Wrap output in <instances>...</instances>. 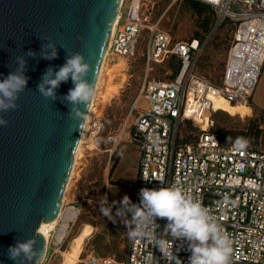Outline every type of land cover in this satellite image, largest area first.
Here are the masks:
<instances>
[{"label": "built area", "instance_id": "1", "mask_svg": "<svg viewBox=\"0 0 264 264\" xmlns=\"http://www.w3.org/2000/svg\"><path fill=\"white\" fill-rule=\"evenodd\" d=\"M145 0H122L115 29L111 34L103 61L115 55L126 59L136 56L142 32L149 33L143 56L146 74L132 112L131 141L139 152V167L133 203H139L141 188L180 186L187 194L199 196L223 229L233 240L231 264H264V148L247 144H225L214 124L215 99L233 104H248L264 67V0H199L214 8L215 30L230 23L232 36L226 67L219 83L201 73L199 63L207 47L205 40H174L160 27L161 19L153 20ZM183 0H174V2ZM176 58L180 61L177 76L163 81L148 79L154 65ZM103 64V62H102ZM96 97V96H95ZM145 98L148 103L141 105ZM93 99V98H92ZM93 101V100H92ZM92 104V102H91ZM87 131L99 134L100 117L93 108ZM90 109V108H89ZM199 112L207 113V123L197 120ZM191 123L199 128L192 140L181 141L180 129ZM186 124V125H185ZM125 129L110 132L105 142L112 154L122 141ZM147 179V180H145ZM73 206L62 203L55 225L49 229L47 252L58 253L75 219L64 212ZM156 236L172 243L162 231L166 220L159 219ZM67 224L66 229L64 225ZM179 241L173 244V251ZM158 264H167L158 249L148 240L130 239L127 234L126 257L88 254L80 264H147L149 256ZM187 264L190 252L177 253Z\"/></svg>", "mask_w": 264, "mask_h": 264}, {"label": "water", "instance_id": "2", "mask_svg": "<svg viewBox=\"0 0 264 264\" xmlns=\"http://www.w3.org/2000/svg\"><path fill=\"white\" fill-rule=\"evenodd\" d=\"M121 4L122 0H0V80L17 69V57L26 61L24 74L29 78L18 109L0 113L8 121L0 125V264H13L9 246L33 236L43 262L47 239L39 227L60 213L92 102L80 105L81 118H73L65 98L74 87L71 78L47 99L37 85L49 68L54 76L69 55L79 52L92 66L86 79L96 88ZM53 49L55 58H42V52ZM29 50L35 56L28 55Z\"/></svg>", "mask_w": 264, "mask_h": 264}, {"label": "rangeland", "instance_id": "3", "mask_svg": "<svg viewBox=\"0 0 264 264\" xmlns=\"http://www.w3.org/2000/svg\"><path fill=\"white\" fill-rule=\"evenodd\" d=\"M144 2V7H148L155 18L161 19L160 27L168 31L174 40H188L197 33L204 37L208 33L203 29L205 20H210V31L215 26L211 12L199 14L187 4L179 2L172 4V0ZM230 28V24H227L216 30L201 58V73L216 83L221 81L226 67L232 35ZM148 42L149 33L144 31L138 40L136 56L126 59L111 55L103 61L93 108L94 115L100 117L102 121V128L99 134L85 133L73 174L70 173L68 187L65 190V205H74L79 214L68 228V236L62 249L56 254L49 252L47 259L41 264H61L71 249L74 238L86 226L91 228V234L85 238L83 251L76 264H80V260L88 254L115 256L119 259L126 257L128 230L123 220L117 218L114 223L101 213L100 198L107 195L108 202L112 203L114 200H121L125 194L132 193L138 169V152L131 141L132 125L136 115L135 111L132 112V107L139 96L146 74L143 53ZM171 67L173 64L168 61L154 65L148 79L168 81L174 78V74L171 75ZM147 103L145 98L140 102L141 105ZM246 105L248 107L243 109L223 98L215 99L214 107L219 110L213 114L212 129L221 134L224 142L237 141L238 138L247 140L249 137L254 138L256 142L255 135L258 134L259 140L256 145L264 148V111L256 108L253 95ZM207 118V113L197 114V120L204 125ZM123 128L124 137L111 154L105 136ZM198 131L199 128L187 123V127L180 129L181 141H184V137L186 140H192L194 133ZM116 159L118 163L110 173ZM112 183L117 186H111Z\"/></svg>", "mask_w": 264, "mask_h": 264}, {"label": "clouds", "instance_id": "4", "mask_svg": "<svg viewBox=\"0 0 264 264\" xmlns=\"http://www.w3.org/2000/svg\"><path fill=\"white\" fill-rule=\"evenodd\" d=\"M49 47L52 45L49 44ZM28 55L35 56V53L29 50ZM55 57L54 49L50 53L42 52L44 59ZM17 65L15 71L0 80V113L17 110V100L27 88L29 78L24 74L26 61L23 57H17ZM90 71L92 66L85 61V57L79 52L72 53L66 58L65 64L55 71L54 76L51 68L44 73L37 90L46 99L54 97L55 89L61 82H67L71 78L74 87L69 89L65 98L72 105L69 115L79 119L82 116L79 106H88L95 95V84L86 79ZM50 76L53 78H49ZM7 124L8 121L0 115V125ZM247 144L248 141L244 138L236 141L237 149H244ZM160 185L159 188H141L138 204L133 203L127 194L112 203L108 202L107 195L102 196L101 213L114 223L117 218L123 220L130 239L152 242L167 264H184L177 253L185 245L190 252L187 264H231L233 240L203 204L202 198L187 194L177 185L164 187L161 182ZM159 219L166 220L162 232L172 238V243L157 238ZM177 241L179 244L173 251V244ZM37 244L35 236L25 241L18 240L15 245L9 246L8 258L13 264H40L41 252L37 249ZM147 264H158V261L150 255Z\"/></svg>", "mask_w": 264, "mask_h": 264}, {"label": "bare ground", "instance_id": "5", "mask_svg": "<svg viewBox=\"0 0 264 264\" xmlns=\"http://www.w3.org/2000/svg\"><path fill=\"white\" fill-rule=\"evenodd\" d=\"M116 23H117V20H116V22L114 24L112 33H113L114 29H115ZM102 70H101V73H102ZM101 73H99L100 76L98 77V81H97V84H96L95 95H94V97L92 99L93 101L95 99L96 92H97V89H98V86H99ZM93 101H92V104L90 105V109H89V112H88L86 120H85V125H84L83 132H82V135H81V138H80V142H79V145H78L76 153H75V159H74L75 162L73 163L71 175L73 174V171H74V168H75V163L77 161V157H78L79 151H80L82 143L84 141V136H85L86 129H87V122H88V120L90 118V111L92 110ZM234 105L236 107H238V108H243V109L248 107V105H246V104H234ZM67 187H68V183H67L66 189H67ZM64 199H65V193H64V196H63V202H64ZM64 214H65L66 218H68V219H75L76 217H78L79 210L77 208L71 207L69 210H66L64 212ZM57 218H55L53 221H50V222H42L40 227H39V230L45 236H47L49 229L52 228L55 225V223L57 222ZM66 227H67V224L64 225V229H66ZM90 229L87 226L84 227V229L81 231V233L74 238V241H73V244L71 246V249H69L66 257L63 258V261L61 262V264H76L77 263L78 257L83 251V242H84L85 238L88 237L91 234V230Z\"/></svg>", "mask_w": 264, "mask_h": 264}, {"label": "crops", "instance_id": "6", "mask_svg": "<svg viewBox=\"0 0 264 264\" xmlns=\"http://www.w3.org/2000/svg\"><path fill=\"white\" fill-rule=\"evenodd\" d=\"M197 2H199L198 4L202 7V12L200 13L199 11H197L199 14H203V13H205V12H211V13H213V16H214V22H215V20H216V12H215V10H214V8L213 7H211L210 5H208V4H206V3H203V2H201V1H199V0H196ZM179 3H184V4H187L186 2H185V0H183V1H178ZM178 2H174V0H172V4H174V3H178ZM188 6H189V4H187ZM192 9H193V7H191ZM194 10V9H193ZM196 11V10H195ZM151 18L153 19V20H157V19H160V18H155L154 16H153V13H152V15H151ZM227 24H230V23H227ZM227 24H225V25H227ZM224 26V25H223ZM223 26H221V27H223ZM230 29H232V25L230 24ZM220 28V27H219ZM218 28V29H219ZM217 30V29H216ZM216 30H215V26H214V28H212L211 29V31H210V28H209V30L207 31L208 33L202 38V37H199V38H196V37H194L193 36V38H190V39H188V40H191V39H197V40H205L207 37H209V41H210V39L213 37V34H215V32H216ZM232 32V31H231ZM198 34V33H197ZM232 36V35H231ZM208 41V42H209ZM231 41V40H230ZM229 46H230V43H229ZM228 50H229V48H228ZM228 54V53H227ZM178 59H176V58H172L171 60H169L168 62L169 63H172L173 64V67H171V69H172V72H171V75H173V74H175L174 75V78L177 76V74H178V72H179V69H180V66H179V63H178V65H177V62L179 61H177ZM201 64H202V59L200 60V63H199V69H200V71H201ZM173 79V78H172ZM171 80V79H170ZM253 103H254V105L256 106V108L257 109H259V110H262V111H264V67H263V70H262V74H261V76H260V79H259V82H258V85H257V87H256V89H255V91H254V94H253ZM219 109H217L215 112H217ZM215 112H213V114L215 113ZM189 123V122H188ZM191 126H192V124L191 123H189ZM186 125V124H185ZM193 127V126H192ZM216 131V130H215ZM218 132V131H217ZM218 134H219V136H220V139H221V141L223 142V143H225V144H236V141H233V142H224L223 141V139H222V137H221V134L218 132ZM247 141H248V144H254V145H256V142L254 141V138H252V137H249L248 139H247ZM133 143V142H132ZM134 144V143H133ZM135 145V144H134ZM256 146H258V145H256ZM135 147H136V145H135ZM259 147H261V146H259ZM136 150H137V147H136ZM137 152H138V150H137ZM125 162V161H124ZM123 162V163H124ZM138 167H139V152H138ZM137 174H138V169H137V172H136V177H135V179H134V183H133V189H132V193L131 194H129L128 196L130 197V199H131V201H133V199H134V195H135V184H136V179H137ZM111 186H117V184H110ZM129 186H130V180H129Z\"/></svg>", "mask_w": 264, "mask_h": 264}, {"label": "trees", "instance_id": "7", "mask_svg": "<svg viewBox=\"0 0 264 264\" xmlns=\"http://www.w3.org/2000/svg\"><path fill=\"white\" fill-rule=\"evenodd\" d=\"M185 2L187 4H189L190 7H193L194 10L199 11L200 13L202 12V10H201L202 7L198 4L199 2H197L196 0H185ZM209 28H210V20H205L204 21V25H203V29L205 31H208ZM194 37H196V38L202 37L203 38V36H201L199 34H195ZM178 63H179V66H180V61L177 62V65H178ZM255 139H256V144H258V140H259V135L258 134L255 135ZM117 163H118V160L116 159L114 161L113 165L110 168V173H112L114 171V168L116 167Z\"/></svg>", "mask_w": 264, "mask_h": 264}]
</instances>
